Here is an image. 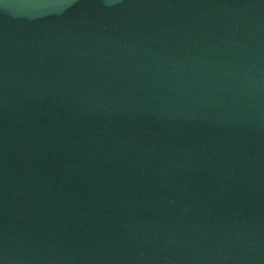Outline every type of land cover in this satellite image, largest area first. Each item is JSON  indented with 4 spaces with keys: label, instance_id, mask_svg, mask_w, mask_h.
<instances>
[{
    "label": "water",
    "instance_id": "water-1",
    "mask_svg": "<svg viewBox=\"0 0 264 264\" xmlns=\"http://www.w3.org/2000/svg\"><path fill=\"white\" fill-rule=\"evenodd\" d=\"M0 264H264V0H2Z\"/></svg>",
    "mask_w": 264,
    "mask_h": 264
},
{
    "label": "snow or ice",
    "instance_id": "snow-or-ice-1",
    "mask_svg": "<svg viewBox=\"0 0 264 264\" xmlns=\"http://www.w3.org/2000/svg\"><path fill=\"white\" fill-rule=\"evenodd\" d=\"M0 3H2V0H0Z\"/></svg>",
    "mask_w": 264,
    "mask_h": 264
}]
</instances>
